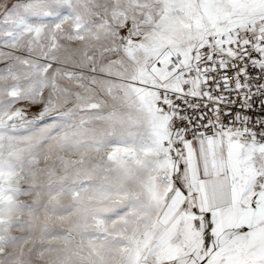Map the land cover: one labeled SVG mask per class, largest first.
Masks as SVG:
<instances>
[{
    "label": "snow or ice",
    "instance_id": "1",
    "mask_svg": "<svg viewBox=\"0 0 264 264\" xmlns=\"http://www.w3.org/2000/svg\"><path fill=\"white\" fill-rule=\"evenodd\" d=\"M0 264H264V0H0Z\"/></svg>",
    "mask_w": 264,
    "mask_h": 264
}]
</instances>
